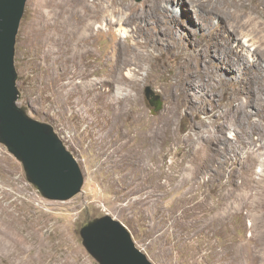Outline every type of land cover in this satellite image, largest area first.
<instances>
[{
    "label": "rangeland",
    "instance_id": "374dc122",
    "mask_svg": "<svg viewBox=\"0 0 264 264\" xmlns=\"http://www.w3.org/2000/svg\"><path fill=\"white\" fill-rule=\"evenodd\" d=\"M15 68L84 182L45 198L0 142V264H99L104 214L153 264H264V0H26Z\"/></svg>",
    "mask_w": 264,
    "mask_h": 264
},
{
    "label": "water",
    "instance_id": "95a60500",
    "mask_svg": "<svg viewBox=\"0 0 264 264\" xmlns=\"http://www.w3.org/2000/svg\"><path fill=\"white\" fill-rule=\"evenodd\" d=\"M25 3L0 0V142L20 161L27 180L42 196L67 200L84 182L77 159L50 123L30 116L17 103L15 43ZM145 96L154 110L161 108L160 96L148 86ZM79 233L99 264H153L135 245L126 226L109 214L84 221Z\"/></svg>",
    "mask_w": 264,
    "mask_h": 264
},
{
    "label": "bare ground",
    "instance_id": "6f19581e",
    "mask_svg": "<svg viewBox=\"0 0 264 264\" xmlns=\"http://www.w3.org/2000/svg\"><path fill=\"white\" fill-rule=\"evenodd\" d=\"M262 193H264V189H262V191L260 193H258V195H260ZM256 209H259V210H263L264 209L263 203L260 200H258L257 203H256ZM263 224H264V221H263Z\"/></svg>",
    "mask_w": 264,
    "mask_h": 264
}]
</instances>
